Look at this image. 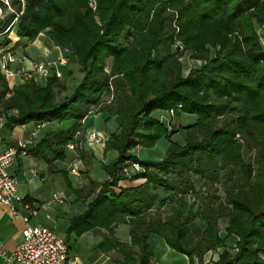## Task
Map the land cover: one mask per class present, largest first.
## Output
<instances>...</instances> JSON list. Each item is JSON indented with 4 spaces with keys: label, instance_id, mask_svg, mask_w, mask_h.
<instances>
[{
    "label": "trees",
    "instance_id": "trees-1",
    "mask_svg": "<svg viewBox=\"0 0 264 264\" xmlns=\"http://www.w3.org/2000/svg\"><path fill=\"white\" fill-rule=\"evenodd\" d=\"M97 1L94 13L88 0H11L15 12L0 22V35L16 30L21 40L29 42L52 28V40L62 49H73L84 74L62 101L56 99L55 88L64 86L57 78L48 80L45 87L34 81L11 87L0 74V110L18 112L7 114L6 130L30 123L74 121L68 130L46 133L29 147V155L49 166L64 161L67 144L85 130L81 122L110 92L111 84L116 87L108 111L115 117L118 132L108 134L104 148L116 157L104 167L108 180L96 194L88 195H95L88 210L71 219L66 241L69 244L71 235L107 230L108 237L99 244L102 251L117 249L130 264H151L154 254L149 240L157 235L170 249L187 256L190 264L196 259L203 262L206 253L222 248L213 264H264V47L257 29L264 25V0ZM0 6L6 8L2 1ZM169 11L178 14L177 35L171 22L174 14ZM175 39L207 64L184 77L182 64L171 52ZM2 44L9 46L10 40ZM209 47L219 48L214 58ZM109 59H113L110 74L106 72ZM156 111L197 117L186 128L184 146L172 141L180 130L169 133L152 118ZM238 133L248 143L260 144L255 175L235 139ZM161 138L171 142L163 159L143 161L132 153ZM78 153L82 156L83 150ZM128 162L142 165L146 172L124 176ZM237 167L245 172L246 185L254 182L249 189L236 182L218 209L207 205L186 215L174 212L165 222L148 219L157 201L150 188L174 192L176 178L180 190L194 192L191 173L204 176L220 168L234 172ZM139 180L144 182L120 186L123 181ZM200 218L207 226L199 243L191 246L188 237ZM221 218L228 219L227 237L238 239L234 252L217 234ZM119 225L129 226L131 244L139 248L137 256L115 238L113 230Z\"/></svg>",
    "mask_w": 264,
    "mask_h": 264
},
{
    "label": "rangeland",
    "instance_id": "rangeland-1",
    "mask_svg": "<svg viewBox=\"0 0 264 264\" xmlns=\"http://www.w3.org/2000/svg\"><path fill=\"white\" fill-rule=\"evenodd\" d=\"M1 1V0H0ZM6 2V1H5ZM23 2V0H22ZM6 4V3H5ZM88 6L92 10V12L97 13L98 1L97 0H88ZM15 9L11 6V0H7L6 8L0 6V22L5 20V17L14 13ZM171 14H174V19L171 21L172 26L176 29V35L179 33V29L176 27L178 14L174 11H169ZM96 21L99 23V18L96 16ZM11 26H9L5 33L10 30ZM258 34L260 37V41L264 47V25L258 27ZM52 28H47L43 31L34 42H29L26 39L23 40H15V35H12L10 38V33L3 35L0 37V41L7 42L10 40L9 47L12 48V51L18 56H25L28 59H35L34 61H40L44 58V54L46 57H57L58 52L55 49L58 47L56 43L52 40ZM14 38V39H12ZM2 42V43H3ZM124 42V41H123ZM128 45V43H126ZM39 48V49H38ZM60 50V47H58ZM30 49V50H29ZM40 49L42 51H40ZM29 50V51H27ZM172 55L178 58L179 62L182 64V73L184 77H187L189 73L193 69L201 68L207 64L205 60H199L194 57V52L188 50L185 44L175 39L172 48ZM219 48L209 47V55L210 58H214L217 55V51ZM62 53L68 56L67 66L63 69V78L61 82L63 83V87L55 88V94L57 101H62L64 98L70 96L73 92V89L81 83L84 78V74L82 73L81 67L77 62L76 55L72 50H65L61 48ZM32 59V60H33ZM113 67V59H109L106 63V72L110 74L111 68ZM113 78L111 79L112 82ZM47 81L40 83L41 86L45 87L47 85ZM9 84L11 87L15 85L22 84L16 80H9ZM116 96V87L114 83L110 86V92L104 93L102 95L100 103L91 108V112H94V115H91L87 118L85 123V130H81L79 132L78 143L83 145V154L79 156L77 151H68L67 156L64 161H59V168L61 171L54 176H50L48 182L41 183L42 188L39 193L36 192V196H40L42 199L46 198V200L50 201L55 191H60L61 194L69 203L73 204L71 208L62 207V210H67V215H64L61 210L57 209L56 206H46V209H43L39 219L47 214L52 216V220L47 221L49 226L55 233L63 239H67L68 237V229L70 227L71 218L83 215L88 210V205L95 198L94 196H88L89 194H96L101 185L108 180V175L105 172L104 167L107 166L113 159H115V152H105V147H101L99 145L89 146L86 144L87 135L92 132H101L106 135L108 141V134L117 133V124L114 121L115 117L110 115L108 111V107L114 102ZM2 110V109H1ZM17 111H10L7 114L16 115ZM103 114L106 116L104 117ZM152 118L159 120L166 129H168L169 133L174 132L175 130H180V133L174 135L172 137V141L184 146L186 144V135L189 134V131L186 129L197 122V117L193 115H187L179 111V114L174 112L172 116L170 112L165 111H156L152 114ZM221 119V124H223L224 118ZM81 124L84 126L83 121ZM74 125V121H66L61 124L59 123H49L44 126L40 130H38V136L41 137L48 132L51 131H65ZM36 124L30 123L25 125L24 128L18 126L19 130H24L25 135H27L31 131H35ZM75 135V136H76ZM235 139L238 144L242 147V152L244 156L245 163L252 164L254 168V175L256 173V169L259 166L260 155L259 151L261 150L260 144L252 145L248 143L245 136L238 133L236 134ZM107 143V142H106ZM171 142L166 138H161L156 142L155 145L150 147H138L132 153L136 156L140 157L143 161H159L163 159L167 153L168 148L170 147ZM80 151V149H78ZM82 160L80 164V175L74 176L71 174L66 175L63 171L65 168L72 164L77 158ZM67 170V169H66ZM176 178H173V183L176 188H178L174 192L167 193L164 189L158 188L154 190L150 188V192H152L156 197L157 201L155 206L151 211H149L148 219H155L159 221L165 222L170 216L174 214V212H180L183 215H186L189 211H197L199 208L201 210L205 209L207 205L218 209L220 204L224 202L227 192L232 190V187L236 184L240 188L249 189L250 185L253 184L254 181H251L250 184H247V176L245 172L237 167L234 172H231L230 169L220 168L215 173H210L204 176H199L195 173H191V181L194 183L195 191L185 193L183 190L179 189V185L175 182ZM37 182H40V180ZM144 180H139L134 183H130L128 181H123L120 183L121 187H129L142 184ZM24 185H21V192L25 191ZM77 189L79 193V197L75 195H68L70 190ZM119 191L118 189H116ZM47 201V202H48ZM46 202V203H47ZM206 223L200 218L195 221V228L191 230V233L188 237V244L194 246L199 243L202 238V233L206 229ZM228 227V219L221 218L218 221L217 234L223 239H225V244L231 252H234L236 248V244L234 245V237L233 239L226 237V228ZM118 238L122 242H126L129 240V227L126 225H120L118 234ZM72 237V236H71ZM75 238H71V246L73 248V254L80 257V259L87 264H95L101 253L98 250H94L95 239L86 238L83 240H78ZM152 251L153 258L152 262L158 261L160 264H164L166 261H170L171 257H164L162 252V244H165L161 237L152 236L149 240ZM137 250V249H133ZM223 248L217 250L216 252H208L204 255L203 263L213 264L215 259H218L219 254L223 252ZM132 251L131 253H136ZM138 253V252H137ZM179 254V253H175ZM105 258V257H103ZM183 258H185L183 256Z\"/></svg>",
    "mask_w": 264,
    "mask_h": 264
},
{
    "label": "built area",
    "instance_id": "built-area-1",
    "mask_svg": "<svg viewBox=\"0 0 264 264\" xmlns=\"http://www.w3.org/2000/svg\"><path fill=\"white\" fill-rule=\"evenodd\" d=\"M1 1L7 4V0ZM58 47L55 48L58 52L56 58H47L48 56L46 57V54H44L43 59L34 61L25 56L16 55L11 47L0 43V74L8 80H19L22 83L34 81L40 84L53 78L61 80L63 78L62 70L67 66L68 58ZM94 114L90 111L89 115L83 120V124L89 116ZM170 114L173 116L174 111H170ZM6 122L7 114L0 110V144L3 141L1 131L5 129ZM42 126L44 125L37 124L35 131L29 135L27 140H20L16 145L0 152V205L7 206L14 216L21 217L26 224V228L22 233V240L13 253H6L0 240V258L5 261V264H68L69 261V244L65 239L60 238L49 227L30 225V219L37 215L38 209L19 195L18 181L10 173V169L17 164L20 158L29 156L28 149L34 145L38 130ZM77 135L73 141L67 144L68 151L78 152V149L83 148V145L77 142L79 139ZM106 142L107 138L104 133L92 131L87 135L86 144L89 146L99 145L105 147ZM81 162L82 160L78 157L67 167V172L79 176ZM145 172L146 169L142 165L132 162H128L122 170V174L128 178ZM35 175H37V172H35ZM45 205L63 206L69 205V203L62 195L54 194L52 199ZM21 209H24L27 215H23ZM46 219L50 220L51 216L46 215ZM200 264L207 263L200 262Z\"/></svg>",
    "mask_w": 264,
    "mask_h": 264
},
{
    "label": "crops",
    "instance_id": "crops-1",
    "mask_svg": "<svg viewBox=\"0 0 264 264\" xmlns=\"http://www.w3.org/2000/svg\"><path fill=\"white\" fill-rule=\"evenodd\" d=\"M9 33H10V35H9L10 38L12 37V35H15L16 38L14 41L20 40V38L17 36L16 30L10 31ZM2 36L3 35H0V37H2ZM12 39H14V38H12ZM2 42H3V40L0 41V43H2ZM29 50H27V51H29ZM40 51H42V50L40 49ZM33 60H35V59H33ZM16 81H19V80H16ZM19 82H21V81H19ZM103 116L106 117L104 114H103ZM24 127L25 126H21V128H24ZM85 127L86 126L84 124V128ZM32 132L33 131H31L27 135H25L24 130H19L18 128H15L12 132H10L6 129L2 130L1 136L3 138V141L0 144V152L3 151L4 149L8 148V147L16 145V143L20 140H27L29 138V135ZM43 136L44 135L39 137L37 135V138L34 140V144L39 142V140H41V138H43ZM67 167L65 168V170L67 169ZM60 171H61V169L59 168V161H57V162L53 163L51 166H49L43 160L35 158L32 155H29L25 158H20L18 160L17 164L14 165L10 169V173L14 177H16V179L18 181L19 195L25 199L31 200L30 203H32L34 205V207L38 209L37 215L34 217H31L30 225H33V226L43 225V226L49 227V226H47L48 222H46V220H47L46 215H45V217L43 216L42 219H39L41 213L43 212V209L44 208L46 209L45 204L48 200H46V198L42 199L40 196H36V192L37 193L40 192V190L42 188V184H41L42 182L43 183L48 182V180H49L48 178L51 175L54 176L57 173H59ZM35 172H37V175H35ZM37 180L38 181L40 180V182H37ZM21 185H24V187H25V189H24L25 191H23V192H21V190H20ZM76 191H77V189L70 190L68 192V195L69 196L75 195V196H78V198L80 200H85V199H81V197H79V195L76 193ZM52 194H60L61 195L63 193L61 191H60V193L58 191H55ZM52 206L53 207L56 206L57 209L64 212L63 213L64 215H67V210H65V209L62 210L61 208L64 206L71 208L73 206V204L69 203V205H63V206L52 205ZM47 207H49V206H47ZM21 213L23 215H27V212H25L24 209H21ZM47 215H50V214H47ZM50 220H52V216H51ZM50 220H47V221H50ZM126 226H128V225H126ZM25 228H26V224L23 222L21 217L14 216L13 213L11 212V210L7 206L0 205V240L3 243V250L6 253L11 254L15 251L18 244L22 240V233H23V230ZM119 228H120V225L118 227L114 228V230H113L115 238L117 240H119L123 245L127 246L129 251L132 252V251H135L133 249H137L136 251L139 253V248L136 246H133L131 244L130 228H129V240L126 242H122L118 238L117 234H118ZM71 236L73 238H75V235H71ZM152 236H157V235H152ZM72 237H70V239ZM89 237H90V239H95L94 242H95L96 247L94 248V250H98L101 253L99 256H97L98 259L96 260L95 264H130L128 262V259H126L124 257V254L120 253L119 250L112 249V250L106 252V251H102L99 248V244L105 238L108 237V231L107 230L91 231V232L85 233L81 237H76V238L81 241V240L89 238ZM229 238L233 239V237H229ZM233 241H234V245H233V247H234L236 242L238 241V239L236 237H234ZM163 242L165 243L164 240H163ZM69 251L70 252H69L68 264H87V263H84L80 259V257L73 254V248L71 246L70 240H69ZM137 252L134 253V256H137V254H138ZM162 252L164 254V257H171L172 258L170 261L164 262V264H190V261H189L187 256L182 255V254H175L177 252L170 249L166 245V243L162 244ZM183 256L185 258H183ZM103 257H105V258H103ZM217 260L218 259H215V261H217ZM0 264H5V261L2 258H0ZM151 264H160V263L158 261H154ZM195 264H200V262L196 259Z\"/></svg>",
    "mask_w": 264,
    "mask_h": 264
}]
</instances>
